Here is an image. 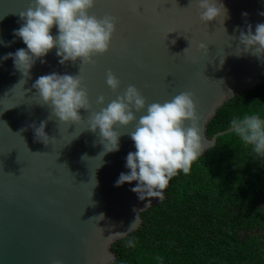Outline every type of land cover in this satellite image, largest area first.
<instances>
[{"label":"water","instance_id":"1","mask_svg":"<svg viewBox=\"0 0 264 264\" xmlns=\"http://www.w3.org/2000/svg\"><path fill=\"white\" fill-rule=\"evenodd\" d=\"M220 2L228 18L206 24L199 0H95L89 14L113 17L115 31L109 50L96 54L93 63L61 65L54 48L47 62L37 60L25 78L11 58L0 60V264H112L111 246L137 230L141 213L164 199L148 198L152 205L146 207L147 200L131 191L137 181L115 185L120 173L129 171L125 158L135 151L129 134L135 123L118 126L124 133L120 149L102 158L98 130L87 129L92 113L129 85L147 104L192 93L205 143L201 156L219 136L232 132L209 138L207 124L226 101L263 81L264 62L237 50L243 48L240 30L247 31L250 23L254 32L264 23V0ZM31 6L33 0H0V41L10 42L0 43V57L27 47L13 30L21 26L19 12ZM109 71L120 80L116 90L107 84ZM52 72L82 77L91 109L79 110L81 122L59 121L33 87L39 76ZM101 95L103 104L97 102ZM145 112L136 113L137 120ZM45 120V131L53 137L48 145L37 141L30 127ZM85 154L89 159H82Z\"/></svg>","mask_w":264,"mask_h":264},{"label":"clouds","instance_id":"2","mask_svg":"<svg viewBox=\"0 0 264 264\" xmlns=\"http://www.w3.org/2000/svg\"><path fill=\"white\" fill-rule=\"evenodd\" d=\"M94 4L95 0H33V6L19 12L22 23L13 30L14 38H21L27 47L8 52L0 60L11 58L14 68L25 78L30 77L37 60L47 62L45 57L54 48L61 65L77 60L81 65L93 63L96 54L109 50L115 31L113 17L98 19L89 14ZM199 9L200 19L206 24L216 19H222L223 23L228 18V9L220 0H199ZM243 15L246 17L248 13ZM54 26L57 29L55 35L52 33ZM238 39L243 48L238 49L237 54L251 53L264 62V23H258L254 32L249 23L247 31L240 30ZM0 43L10 46V42ZM107 84L116 90L120 80L109 71ZM33 87L61 122L79 123L83 120L79 110L91 109L88 91L83 87L79 74L52 72L41 75ZM97 102L103 104L105 97L101 95ZM145 109V114L137 120L136 113ZM199 119L190 92H182L164 103L147 104L140 91L129 85L123 95L92 113L87 129L94 133L98 130L100 142L104 145V151L100 153L102 158L109 152L119 151L120 137L124 133L117 130L118 126L128 127L135 123L134 130L129 132L135 151H130L125 158V168L129 171L121 172L115 185L119 187L125 182L137 181L131 191L140 200H147L148 207L152 205L148 198L162 200L171 179L181 170L184 174L190 173L193 162L203 154L205 143ZM186 121H190L191 125L186 126ZM230 124L232 132L245 145H251L255 154L264 158V118L257 113H246L234 117ZM46 126V120L39 125H30L35 139L48 145L53 137L45 131ZM82 159L89 158L85 154ZM99 218L103 219V214ZM137 220L129 230L135 228ZM128 244L134 246V241L129 240Z\"/></svg>","mask_w":264,"mask_h":264},{"label":"trees","instance_id":"3","mask_svg":"<svg viewBox=\"0 0 264 264\" xmlns=\"http://www.w3.org/2000/svg\"><path fill=\"white\" fill-rule=\"evenodd\" d=\"M246 113L264 118V78L217 110L207 136ZM164 195L111 246L112 264H264V158L234 132L219 136L190 173L174 176Z\"/></svg>","mask_w":264,"mask_h":264}]
</instances>
